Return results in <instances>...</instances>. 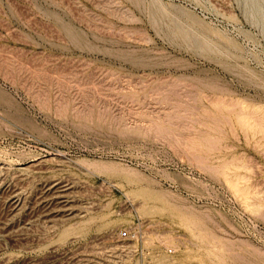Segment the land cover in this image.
I'll return each instance as SVG.
<instances>
[{
  "label": "rangeland",
  "instance_id": "374dc122",
  "mask_svg": "<svg viewBox=\"0 0 264 264\" xmlns=\"http://www.w3.org/2000/svg\"><path fill=\"white\" fill-rule=\"evenodd\" d=\"M0 264H264V0H0Z\"/></svg>",
  "mask_w": 264,
  "mask_h": 264
},
{
  "label": "built area",
  "instance_id": "2783aa9c",
  "mask_svg": "<svg viewBox=\"0 0 264 264\" xmlns=\"http://www.w3.org/2000/svg\"><path fill=\"white\" fill-rule=\"evenodd\" d=\"M119 233L123 237H129L130 236V230L129 229L121 230Z\"/></svg>",
  "mask_w": 264,
  "mask_h": 264
}]
</instances>
